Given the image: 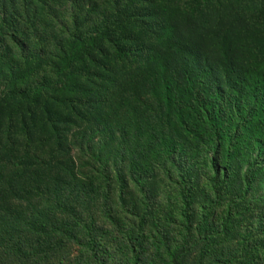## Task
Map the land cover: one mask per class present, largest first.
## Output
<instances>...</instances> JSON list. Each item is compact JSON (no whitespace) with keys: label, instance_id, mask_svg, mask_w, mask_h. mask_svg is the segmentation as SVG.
I'll return each mask as SVG.
<instances>
[{"label":"trees","instance_id":"obj_1","mask_svg":"<svg viewBox=\"0 0 264 264\" xmlns=\"http://www.w3.org/2000/svg\"><path fill=\"white\" fill-rule=\"evenodd\" d=\"M150 74L159 98L125 95ZM259 177L264 0H0V243L19 259L75 247L67 264H112L106 226L129 219L107 204L132 182L147 219L171 220L161 264H187L246 214L236 257L264 264Z\"/></svg>","mask_w":264,"mask_h":264},{"label":"rangeland","instance_id":"obj_2","mask_svg":"<svg viewBox=\"0 0 264 264\" xmlns=\"http://www.w3.org/2000/svg\"><path fill=\"white\" fill-rule=\"evenodd\" d=\"M156 80L157 77L153 74L144 76L138 79L136 82L131 83L133 88L128 86L126 89H124V93L126 96H128L132 91H135L136 93L146 92L147 94L151 95V99H153L155 96L156 98H159L160 90L158 86L155 89ZM102 149L105 148L100 144L98 150ZM104 158L111 159L108 150L105 151ZM241 165L242 170L244 171V164ZM127 172L128 171L125 172L126 177L128 180H130ZM261 195H264V177L257 178L252 190V196L250 198L257 199ZM159 197L160 194L158 195V198ZM102 201L103 200L99 195L94 196L92 205L95 206L96 211H99L102 207ZM244 205L245 203L240 204L242 207H244ZM257 207L259 206L257 205ZM119 209H124L127 212L129 220L123 222L120 217H116L117 220L122 222L119 224L118 228L116 227V230L111 226H106L108 230L104 233L103 237V242L108 248V251L114 255L112 264L128 263V251L125 249L126 245H128V242H133L137 245V247L141 246L142 248L146 249L144 264H161L162 260L167 257L168 249L165 248L166 251L163 250L160 244H162L164 241V238H162L163 235L171 237V220L165 219L166 217L160 218L158 213H156L153 217L152 214L149 215V219H147L146 213L142 209L140 203V196L132 182L124 193H121L119 189L113 188L112 196L109 203L107 204V211L117 212ZM249 215L250 214H246V216L240 220V226L230 227L226 233L209 240L210 243L208 244H206L207 242L203 241V238H200L195 247L191 249V253L188 254L187 264H227V262L231 260L235 261L232 264H239L240 261L236 256L240 253L241 227H245V225L248 223V219L250 217ZM129 229L131 231L130 241L125 242V247L119 246L118 240L125 241L123 233H128ZM16 241H19V239H16ZM20 241L22 243L23 239L20 238ZM196 241L197 237L194 238L193 242ZM14 244L16 243L9 241L8 238L0 243V250L3 248L9 250L6 254H3L4 257L0 260V264H42L44 261L45 257L38 255L37 250H34L33 248H29L33 252L30 260L23 258L19 259L18 254L16 255L11 252V248L8 246H13ZM204 247V254H202ZM77 253L78 252L75 247L63 249L57 263L54 262L53 264H60L59 261L61 260H63L64 264H67L66 261L69 258H74Z\"/></svg>","mask_w":264,"mask_h":264}]
</instances>
